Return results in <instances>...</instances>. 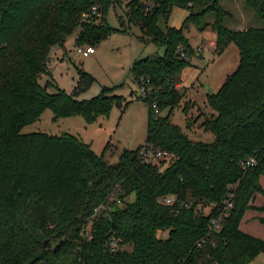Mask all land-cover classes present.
<instances>
[{
  "label": "trees",
  "instance_id": "trees-1",
  "mask_svg": "<svg viewBox=\"0 0 264 264\" xmlns=\"http://www.w3.org/2000/svg\"><path fill=\"white\" fill-rule=\"evenodd\" d=\"M242 1L264 22V0ZM219 2L0 0V264H249L264 254V241L239 229L248 210L264 212V27L228 29L231 14ZM116 7L141 39L164 48L130 71L137 88L148 80L153 89L145 99L131 94L148 107L144 144L110 164L74 135L23 134L47 110L54 122L80 116L90 124L113 106L125 109L127 100L109 88L79 100L77 92L94 82L82 70L72 94L40 83L51 50L72 34L77 47L95 48L113 31L106 14ZM92 8L95 15L83 18ZM173 8L188 13L178 29L167 23ZM190 25L215 34L216 54L230 44L239 54L236 69L206 96L215 115L200 128L211 143L191 141L162 114L182 99L177 86L194 54L184 34ZM148 148L170 158L146 163ZM252 158L255 165L245 166ZM166 197L176 198L173 206L163 205Z\"/></svg>",
  "mask_w": 264,
  "mask_h": 264
},
{
  "label": "rangeland",
  "instance_id": "rangeland-1",
  "mask_svg": "<svg viewBox=\"0 0 264 264\" xmlns=\"http://www.w3.org/2000/svg\"><path fill=\"white\" fill-rule=\"evenodd\" d=\"M219 4L231 14L224 23L228 29L241 31L264 27V22L245 7L242 0H220ZM187 15L185 10L173 8L167 23L169 26L179 27ZM106 21L113 31L105 40L95 45L94 55L84 58L77 53L76 34L67 37L64 44L65 56L62 55V49L53 48L48 65L49 73L42 77L40 83L44 85L49 82L50 93L61 90L72 94L79 79L78 70H82L93 78L94 82L77 92L79 100L93 99L104 88H109L113 90V95L127 100L125 109L120 112L113 106L107 118H97L90 124H86L80 116L54 122L51 111L47 110L39 121L25 127L22 133L74 135L88 144L97 156H103L107 162L113 164L116 163L120 151L135 150L144 144L146 138L148 107L142 100L131 99V94H138L130 72L132 64L137 59L161 57L164 48L141 39L140 30L129 25L124 13L117 7L108 10ZM159 26L163 27V21ZM211 32L209 29L198 31L193 25L184 30L194 54L189 59L190 66L182 70L180 75L183 88L178 89L182 95L179 106L170 114L168 110L162 113L169 115L171 123L178 126L193 142H213L214 137L200 128L206 117L215 115L207 104L206 96L209 90L216 93L239 63L238 49L234 44L227 46L220 55L215 53V42L210 45ZM183 108H186V113ZM163 160L166 159H159L156 163ZM261 184L264 186L263 177ZM133 200L132 195L129 201ZM208 211L209 208H206L205 212ZM242 230L264 241V224L258 220L252 219L248 224L242 223ZM158 235L160 238H167L166 232ZM126 250L130 251V247ZM249 264H264V254H259Z\"/></svg>",
  "mask_w": 264,
  "mask_h": 264
},
{
  "label": "built area",
  "instance_id": "built-area-1",
  "mask_svg": "<svg viewBox=\"0 0 264 264\" xmlns=\"http://www.w3.org/2000/svg\"><path fill=\"white\" fill-rule=\"evenodd\" d=\"M95 12H96V9L92 8L89 13L84 14L82 17L83 18H90V17L95 15ZM76 51H77V53L79 55H81L82 57L86 58V57H89V56H91V55H93L95 53V48L78 46L76 48ZM152 90L153 89H151L149 87V81L146 80L145 81V85H143L142 87L139 88V95H140V97L142 99H145L153 92ZM152 109L155 111L156 114L158 113V110H157L155 104L152 106ZM142 157H143V159H144V161L146 163H153V162H156L159 159L168 160V158H170V156L166 152L152 151L150 148L145 149V150L142 151ZM252 165H255V160L253 158L249 159L245 163V166H252ZM175 202H176V198L175 197H166L163 200L162 203L165 206H173V204ZM229 207H231L230 204L227 205V208H229ZM205 209L204 210L203 209H199V211H198L199 214H201V213L207 214L208 212H205ZM96 213L98 214L97 211H96ZM211 223H212V229L213 230L217 231L220 228V224H219L220 223V218L213 220ZM90 225H91V222H89V226L87 227L86 232H84V234L88 238H90L89 235H88V230H89ZM116 245L117 244L115 242H113V241L111 242V250L112 251H115Z\"/></svg>",
  "mask_w": 264,
  "mask_h": 264
},
{
  "label": "crops",
  "instance_id": "crops-1",
  "mask_svg": "<svg viewBox=\"0 0 264 264\" xmlns=\"http://www.w3.org/2000/svg\"><path fill=\"white\" fill-rule=\"evenodd\" d=\"M187 17V16H186ZM170 27H174V26H170ZM181 27V25L179 26V27H174V28H180ZM210 30V29H209ZM209 37L212 39V41H210V45H214V42L216 41V36H215V34L213 33V32H211L210 34H209ZM214 41V42H213ZM61 49V48H60ZM65 47L62 49V55L63 56H65ZM95 54V53H94ZM93 54V55H94ZM62 56V57H63ZM92 56V55H91ZM133 81V80H132ZM177 88L178 89H180V88H183V86H182V81L180 82V84L177 86ZM261 178L262 177H260V180H259V182H260V185H261V187L263 188V190H264V186L261 184ZM264 178V177H263ZM263 204V197L261 196V195H256V198H255V200H254V202H253V206L254 207H257V208H259V207H261V205ZM257 214H259V215H257ZM264 212H261V211H257V210H248L246 213H245V215H244V217H243V219H242V221H241V223H240V226H239V229L242 231V232H244V233H246V234H249V235H251L250 233H248V231H243L242 230V223H245V224H248L249 223V221L250 220H252V219H255V220H258L259 221V219L260 218H264ZM251 236H253V235H251ZM255 236V235H254ZM255 237H257V238H259L258 236H255Z\"/></svg>",
  "mask_w": 264,
  "mask_h": 264
},
{
  "label": "water",
  "instance_id": "water-1",
  "mask_svg": "<svg viewBox=\"0 0 264 264\" xmlns=\"http://www.w3.org/2000/svg\"><path fill=\"white\" fill-rule=\"evenodd\" d=\"M211 93H212V91H211V90H209L208 94H211ZM46 243H47V241H45L43 245L45 246V245H46Z\"/></svg>",
  "mask_w": 264,
  "mask_h": 264
},
{
  "label": "bare ground",
  "instance_id": "bare-ground-1",
  "mask_svg": "<svg viewBox=\"0 0 264 264\" xmlns=\"http://www.w3.org/2000/svg\"><path fill=\"white\" fill-rule=\"evenodd\" d=\"M138 95H139V88H138ZM140 96V95H139ZM158 114V113H157ZM153 163H156V162H153Z\"/></svg>",
  "mask_w": 264,
  "mask_h": 264
}]
</instances>
